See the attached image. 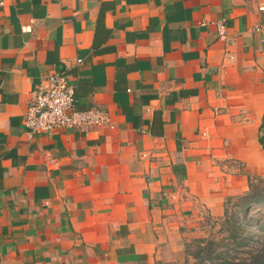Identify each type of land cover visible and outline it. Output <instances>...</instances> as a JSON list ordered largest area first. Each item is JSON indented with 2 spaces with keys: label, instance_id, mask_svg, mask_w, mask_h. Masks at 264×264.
I'll list each match as a JSON object with an SVG mask.
<instances>
[{
  "label": "crops",
  "instance_id": "obj_1",
  "mask_svg": "<svg viewBox=\"0 0 264 264\" xmlns=\"http://www.w3.org/2000/svg\"><path fill=\"white\" fill-rule=\"evenodd\" d=\"M261 4L1 8L0 264H181L206 219L264 179ZM53 71L77 109L107 110L113 128L31 134L28 101Z\"/></svg>",
  "mask_w": 264,
  "mask_h": 264
},
{
  "label": "trees",
  "instance_id": "obj_2",
  "mask_svg": "<svg viewBox=\"0 0 264 264\" xmlns=\"http://www.w3.org/2000/svg\"><path fill=\"white\" fill-rule=\"evenodd\" d=\"M258 141L264 146V131ZM231 201H227L222 217L209 218L223 221L226 240L217 244L203 238L190 239L184 244V263L264 264V211L256 212L257 219L247 220L254 207L264 205V187L255 183L246 194L235 198V203ZM230 204L233 206L231 213L228 209ZM254 237L256 240L251 244ZM219 246L223 250L219 251Z\"/></svg>",
  "mask_w": 264,
  "mask_h": 264
},
{
  "label": "built area",
  "instance_id": "obj_3",
  "mask_svg": "<svg viewBox=\"0 0 264 264\" xmlns=\"http://www.w3.org/2000/svg\"><path fill=\"white\" fill-rule=\"evenodd\" d=\"M10 0H0V9ZM258 12H264V4L258 7ZM218 39H227L224 22L216 25ZM260 32V26L255 27ZM23 124L31 133H52L63 130L88 132L100 128H113L110 114L107 110L93 106L88 109H77L73 87L67 82L66 76L53 71L45 76L32 92L24 113ZM50 168H57L58 161L49 158Z\"/></svg>",
  "mask_w": 264,
  "mask_h": 264
},
{
  "label": "rangeland",
  "instance_id": "obj_4",
  "mask_svg": "<svg viewBox=\"0 0 264 264\" xmlns=\"http://www.w3.org/2000/svg\"><path fill=\"white\" fill-rule=\"evenodd\" d=\"M257 184L261 187H264V179H258L256 180L253 184ZM232 203H235L236 201L232 200ZM232 205L230 204L228 206L229 212L231 213V209H232ZM258 210L264 211V205H257L256 207H254L248 215V219L247 220H255L257 219L256 216V212ZM209 219V218H208ZM206 219V221L204 222V224L200 227V229L198 230V234H196L193 238H203L205 240H212L215 243H222L224 240H226L227 237V233L224 229V225H223V221H219V220H212V219ZM192 238V239H193ZM256 240V237H254L253 240H251V244H253ZM218 250H223V247L219 246ZM181 264H186L184 263V261Z\"/></svg>",
  "mask_w": 264,
  "mask_h": 264
}]
</instances>
